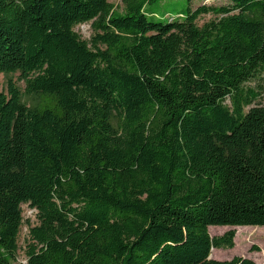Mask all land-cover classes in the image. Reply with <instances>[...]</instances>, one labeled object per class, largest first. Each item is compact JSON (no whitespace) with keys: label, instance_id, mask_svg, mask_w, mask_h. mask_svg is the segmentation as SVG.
<instances>
[{"label":"trees","instance_id":"16d2710c","mask_svg":"<svg viewBox=\"0 0 264 264\" xmlns=\"http://www.w3.org/2000/svg\"><path fill=\"white\" fill-rule=\"evenodd\" d=\"M162 1L0 0V75L35 101L0 93V264L23 204L27 264H255L209 229L264 227V0Z\"/></svg>","mask_w":264,"mask_h":264},{"label":"rangeland","instance_id":"374dc122","mask_svg":"<svg viewBox=\"0 0 264 264\" xmlns=\"http://www.w3.org/2000/svg\"><path fill=\"white\" fill-rule=\"evenodd\" d=\"M115 6V9L120 10L122 6L121 0H107ZM190 4L191 9L199 6H223L227 4V0H164L158 4L150 7V10L156 13V20L163 23L168 22L169 18L175 19L180 14L185 12V9ZM213 15H202L197 20V25L200 27L204 23L212 20ZM74 32L78 34L81 40L90 41L93 36V31L90 23L78 25L74 28ZM19 75L13 76L0 75V93L6 92L7 81L12 79V82L20 91L22 102L31 107L35 104L33 98L25 95L24 81L18 79ZM257 103L264 105V93L257 100ZM22 211V226L18 235V251L16 260L13 264H27L25 251L29 244V229L37 225L36 211L30 208L27 204L21 206ZM229 230H235L234 248L231 250H211V259L218 261L231 260L234 257H241L252 260L255 264H264V227L250 228V227H210L209 233L211 237L221 236Z\"/></svg>","mask_w":264,"mask_h":264},{"label":"bare ground","instance_id":"6f19581e","mask_svg":"<svg viewBox=\"0 0 264 264\" xmlns=\"http://www.w3.org/2000/svg\"><path fill=\"white\" fill-rule=\"evenodd\" d=\"M243 228V227H242ZM250 228H257V227H250Z\"/></svg>","mask_w":264,"mask_h":264},{"label":"water","instance_id":"95a60500","mask_svg":"<svg viewBox=\"0 0 264 264\" xmlns=\"http://www.w3.org/2000/svg\"><path fill=\"white\" fill-rule=\"evenodd\" d=\"M211 258V257H210Z\"/></svg>","mask_w":264,"mask_h":264}]
</instances>
